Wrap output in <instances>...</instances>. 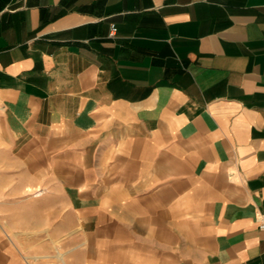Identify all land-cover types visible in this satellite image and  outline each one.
<instances>
[{
    "label": "crops",
    "instance_id": "1",
    "mask_svg": "<svg viewBox=\"0 0 264 264\" xmlns=\"http://www.w3.org/2000/svg\"><path fill=\"white\" fill-rule=\"evenodd\" d=\"M262 216L264 0H0V264H264Z\"/></svg>",
    "mask_w": 264,
    "mask_h": 264
},
{
    "label": "built area",
    "instance_id": "2",
    "mask_svg": "<svg viewBox=\"0 0 264 264\" xmlns=\"http://www.w3.org/2000/svg\"><path fill=\"white\" fill-rule=\"evenodd\" d=\"M117 30H118L117 26L112 25L110 37L114 38L117 34ZM259 229L264 231V216H262L261 219L259 220Z\"/></svg>",
    "mask_w": 264,
    "mask_h": 264
},
{
    "label": "rangeland",
    "instance_id": "3",
    "mask_svg": "<svg viewBox=\"0 0 264 264\" xmlns=\"http://www.w3.org/2000/svg\"><path fill=\"white\" fill-rule=\"evenodd\" d=\"M0 232L4 235V231L0 228Z\"/></svg>",
    "mask_w": 264,
    "mask_h": 264
}]
</instances>
